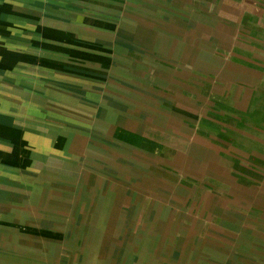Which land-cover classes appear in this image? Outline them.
I'll return each mask as SVG.
<instances>
[{
    "label": "rangeland",
    "instance_id": "374dc122",
    "mask_svg": "<svg viewBox=\"0 0 264 264\" xmlns=\"http://www.w3.org/2000/svg\"><path fill=\"white\" fill-rule=\"evenodd\" d=\"M0 119V264H264V0H0Z\"/></svg>",
    "mask_w": 264,
    "mask_h": 264
},
{
    "label": "crops",
    "instance_id": "0c3cea01",
    "mask_svg": "<svg viewBox=\"0 0 264 264\" xmlns=\"http://www.w3.org/2000/svg\"><path fill=\"white\" fill-rule=\"evenodd\" d=\"M0 120H2V119H0ZM4 121V120H3Z\"/></svg>",
    "mask_w": 264,
    "mask_h": 264
}]
</instances>
